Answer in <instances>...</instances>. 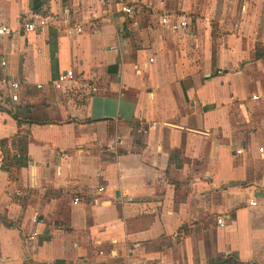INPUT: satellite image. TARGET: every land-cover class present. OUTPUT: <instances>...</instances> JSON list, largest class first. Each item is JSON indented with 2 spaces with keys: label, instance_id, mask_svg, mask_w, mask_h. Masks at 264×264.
<instances>
[{
  "label": "crops",
  "instance_id": "1",
  "mask_svg": "<svg viewBox=\"0 0 264 264\" xmlns=\"http://www.w3.org/2000/svg\"><path fill=\"white\" fill-rule=\"evenodd\" d=\"M257 2L235 31L164 0L133 22L109 0H0L1 264H264Z\"/></svg>",
  "mask_w": 264,
  "mask_h": 264
},
{
  "label": "built area",
  "instance_id": "2",
  "mask_svg": "<svg viewBox=\"0 0 264 264\" xmlns=\"http://www.w3.org/2000/svg\"><path fill=\"white\" fill-rule=\"evenodd\" d=\"M152 0H109V3L115 4L118 6V10L123 15L127 16L130 20L135 21L138 19L139 11L142 8V6L148 5ZM171 16L169 14H165L161 18L162 24H168L170 21ZM50 23V19L46 18L40 14L34 15L29 21H26L23 25V30L26 33H33L38 31L39 29L48 27ZM189 22L184 19L180 23V27L182 29H186L189 27ZM79 33L82 32L81 29L78 30ZM0 37H14V32L9 27H0ZM6 63L4 62L3 65ZM77 81V75L74 70H67L64 73L60 74L57 81L54 83L56 89L62 90L65 92H69L71 90V85L76 83ZM20 83L16 82L11 85L10 89V97L13 100V102H20L21 101V95H20ZM86 88L89 92H97V88L92 84L88 83L86 85ZM261 152H264V149H261ZM105 188L99 187L98 193H104ZM74 202L76 204H79L82 202L81 198L77 197L75 198ZM96 204H98V201H95ZM250 204L252 206H256V201H251ZM218 226L224 227V220L223 218L218 219ZM1 264V263H0Z\"/></svg>",
  "mask_w": 264,
  "mask_h": 264
},
{
  "label": "rangeland",
  "instance_id": "3",
  "mask_svg": "<svg viewBox=\"0 0 264 264\" xmlns=\"http://www.w3.org/2000/svg\"><path fill=\"white\" fill-rule=\"evenodd\" d=\"M165 2L171 4L172 11L177 9V5H180L181 3L186 5V13L188 14L187 16L191 19V24L193 23L192 26H197V21L198 19H209L210 22H214L216 20H213L215 16H222V19L225 23L226 26H231V29H234L237 24H234L231 22L232 19H235L238 17L239 19V14L241 12L246 11V6L250 4H254L256 7L257 0H164ZM262 1V0H261ZM262 3V8H260V13H261V19L264 17V2ZM183 9L185 8L182 6ZM252 9V10H251ZM251 10L250 13L254 10L252 6H250L248 12ZM256 10V9H255ZM141 15L142 16H149V8H142L140 9ZM177 13H180L176 11ZM174 14V13H173ZM231 14V16H230ZM233 17V18H232ZM221 18V17H219ZM132 21V20H131ZM219 21V20H218ZM133 22V21H132ZM264 23L263 21H259ZM233 27V28H232ZM237 27L234 29L236 31ZM216 38L218 37V34H215ZM258 51H262L261 47L257 48Z\"/></svg>",
  "mask_w": 264,
  "mask_h": 264
},
{
  "label": "trees",
  "instance_id": "4",
  "mask_svg": "<svg viewBox=\"0 0 264 264\" xmlns=\"http://www.w3.org/2000/svg\"><path fill=\"white\" fill-rule=\"evenodd\" d=\"M37 14H41L40 11H38ZM25 148H26V144L23 145V149H25ZM227 264H242V263H240L236 258L230 257V258H228Z\"/></svg>",
  "mask_w": 264,
  "mask_h": 264
}]
</instances>
